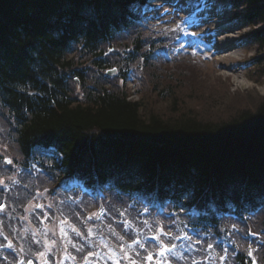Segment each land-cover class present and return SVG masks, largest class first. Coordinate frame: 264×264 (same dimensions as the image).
<instances>
[{
    "label": "trees",
    "instance_id": "obj_1",
    "mask_svg": "<svg viewBox=\"0 0 264 264\" xmlns=\"http://www.w3.org/2000/svg\"><path fill=\"white\" fill-rule=\"evenodd\" d=\"M133 1L0 0V136L7 138L0 153L8 150L29 169L40 146H53L63 158L47 159L50 176L76 173L102 187L107 178L118 181L106 194L116 200L107 212L111 220L129 209L132 195L158 187L165 192L160 223L171 235L192 226L214 234L216 248L215 241L230 233L259 229L264 237V96L225 118L205 119L186 103L192 95L184 96L198 65H180L166 84L150 73L139 84L138 101L125 88L108 86L104 69L115 64L103 55L129 33L126 13ZM240 6L247 8L245 23L260 24L247 41L258 45L254 63L247 65L257 71L248 69L247 75L264 85V0H227L226 8ZM89 73L95 74L91 84ZM9 206L10 215L25 212L29 202L14 199ZM60 209L51 205L49 213ZM206 209L195 223L192 212ZM114 227L113 221L105 224ZM234 238L239 250L232 264H246V243ZM197 248L187 263L220 264ZM149 252L158 247L148 245ZM258 261L264 264V245Z\"/></svg>",
    "mask_w": 264,
    "mask_h": 264
},
{
    "label": "rangeland",
    "instance_id": "obj_2",
    "mask_svg": "<svg viewBox=\"0 0 264 264\" xmlns=\"http://www.w3.org/2000/svg\"><path fill=\"white\" fill-rule=\"evenodd\" d=\"M209 3V12H215L219 1L209 0ZM223 24H227V21L223 22ZM216 27H219V25L215 22L212 23V28ZM240 29L242 30V28ZM243 31H248V28ZM233 36H236V32L233 33ZM225 44L223 43L219 48L224 49L221 56H219L220 61L218 63H210L207 65L208 68L204 69L203 67L202 71L197 70L193 84L189 83L192 84L189 86L191 90L187 95H184H192L190 99H187L186 103L205 119L225 118L232 115L238 107L255 106L260 98L264 96V85L258 86L254 84L249 79L250 76L247 77L245 72L239 71L237 67V62L242 61L241 58L244 53L246 54L245 61H253L257 56V47L253 46L251 50H247L241 47V44H233L230 47L224 48ZM214 49H207L210 56H216L213 54ZM228 50L233 51H229V54H224ZM256 68L251 66L253 73L257 71ZM94 78L95 74L89 73L86 79L91 84ZM159 80L162 84H166L167 82V80ZM137 98L135 97L134 99L136 100Z\"/></svg>",
    "mask_w": 264,
    "mask_h": 264
},
{
    "label": "snow or ice",
    "instance_id": "obj_3",
    "mask_svg": "<svg viewBox=\"0 0 264 264\" xmlns=\"http://www.w3.org/2000/svg\"><path fill=\"white\" fill-rule=\"evenodd\" d=\"M110 71L115 72L116 69H110ZM5 163L11 164L12 161L11 160H6ZM45 191H47V189H45ZM37 207L38 208H42L43 206L38 204ZM49 207H51V205H49ZM3 208H4V205L0 204V211H2ZM104 215H105V212H104L103 209H101L100 214L98 216H97L96 213H93V216H96L97 220L101 219ZM120 215L123 216L124 213H120ZM46 218H47V214H45V219ZM88 219L91 220L92 217L90 216V217H88ZM61 223L62 224H67L68 221L65 219V220L61 221ZM122 223H123V227H124L125 233H127L128 229L132 227V224L128 220H124ZM145 223H147V222L145 221ZM68 227L71 229L72 232L76 233V235H78V236L81 235V233L77 230V228L75 226L69 224ZM109 227L111 228V225H109ZM61 232L66 235V232H65V230L63 228H61ZM113 234L115 235V230L114 229H113ZM159 234L160 235L152 236L149 239L151 241H159L160 236L161 235H165L164 229L162 227L159 229ZM88 235L89 236L93 235L91 228H89V230H88ZM5 239H7V237H5ZM120 239H123V237H120ZM177 239L184 240V239H190V237L185 235L183 237H177ZM136 244H139L141 246V248H143L145 246L144 243H142L139 240V238H137L136 240L133 241L132 244L129 245V247H132V246H134ZM158 246L160 247V251H159L158 255L161 258V260H165L166 261V260H169V259H175L176 258L175 253H176L177 245L175 243H173L171 245V247H169L167 244H159ZM8 247H10V248L12 247V242L11 241H9ZM72 247L76 248V245L73 243ZM208 247L212 248V245L209 244ZM82 250H83L82 248H78L77 249V251H82ZM21 251H23V249H21ZM121 251H124L123 245L121 246ZM41 255H43V253H41ZM88 255L92 256L94 254L89 252ZM137 255H139V253H137ZM249 255H251V252H249ZM125 258H128V254L127 253H125ZM65 259H67V257H65ZM72 259H75V257L73 256ZM85 259H87V258H85ZM222 259H223V257H222ZM146 262H147V264H152L153 255H152L151 252L148 253V255L146 257ZM21 264H23V261H21ZM28 264H32V262L29 261ZM61 264H63V262H61ZM111 264H120V259L118 257L116 259H113ZM131 264H137V262L135 260H132ZM157 264H160V262L157 261Z\"/></svg>",
    "mask_w": 264,
    "mask_h": 264
},
{
    "label": "bare ground",
    "instance_id": "obj_4",
    "mask_svg": "<svg viewBox=\"0 0 264 264\" xmlns=\"http://www.w3.org/2000/svg\"><path fill=\"white\" fill-rule=\"evenodd\" d=\"M185 2H191V1H195V0H184ZM134 2V1H133ZM115 14V13H114ZM109 63H111V61H109Z\"/></svg>",
    "mask_w": 264,
    "mask_h": 264
}]
</instances>
